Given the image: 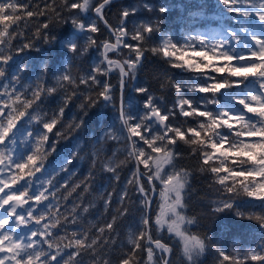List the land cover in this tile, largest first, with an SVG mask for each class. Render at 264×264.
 <instances>
[{"label": "snow or ice", "instance_id": "1", "mask_svg": "<svg viewBox=\"0 0 264 264\" xmlns=\"http://www.w3.org/2000/svg\"><path fill=\"white\" fill-rule=\"evenodd\" d=\"M110 3L111 0H102L93 6L90 0H62L66 17L56 8L50 11L57 20L64 19L67 22L70 19L73 27L87 33L89 44H93L95 41L91 34L97 33L99 28L95 20L87 19V13L94 7L96 17L103 20L109 34L116 37V43H104L105 53L109 50L117 51L121 45L129 50V58L122 63L104 54L100 64L89 72L87 79L80 81L100 84L103 90L99 96L105 102L113 100L111 87L100 81L98 75H107L113 69H118L123 85L125 76L136 73L146 51L162 56L170 67L192 74L191 82L174 85L178 99L171 108L162 112L156 98L149 94L147 88L140 87L136 89L137 93L146 95L143 111H125L122 103L118 118L126 130V140L130 141L129 157H133L137 166L143 165L146 170H137L133 173L135 181L129 180L128 183H136V190L143 197L147 213L150 205L149 191L140 183V179L146 176L147 183L152 185L151 191H155L154 180L161 182L163 189L160 195L165 204L161 206L156 223L162 226V217L167 212L176 216V220L168 224L167 230L180 238L189 264H195L196 258L206 250V242L196 235H186L181 230L185 220L177 212L178 207H184L182 192L189 173L181 170L179 173L162 174L161 170L164 165L175 167V156L179 153L174 152V149L178 148V141L183 142L191 146V154L199 160L200 171L212 174L214 183L221 190L229 194L243 190L251 198L249 201H259L264 208V0H218L232 17L228 26L218 32L189 33L182 43L164 38L150 48L146 45L152 42L153 34L159 31L158 23L153 20L141 22L129 31L127 21L136 14V10L124 9L120 13V24L113 27L104 19V9ZM144 7L148 11L152 10L150 5ZM48 10L49 5L45 4L44 9L34 11L28 0H0V211L4 213L0 217V264H83L79 257L88 252L93 254V259L99 264H112L111 260L103 258L104 252L97 249L103 250L109 245L110 238L105 236V232L114 231L113 223L99 227L95 238H90L82 230H72L70 236L59 237L60 229L67 225H61L56 219L60 211L57 193L61 188H66L67 184L53 183L56 169L49 171L45 167V159L56 150L58 141L50 143L49 137L60 123L67 101L51 118H41L37 113L39 104L36 103H42L41 89L32 90L31 99H22L25 88L17 81L25 68L18 67L10 75L6 71L13 57L6 55L4 49L11 44L16 34L14 30L10 32L9 28L22 19L18 13L23 12L31 18L46 15ZM167 11L164 7L159 9L161 14ZM50 23L52 21L37 28L38 39L42 38L45 42L55 39L50 35ZM41 29L44 30L43 34ZM129 40L135 43H129ZM31 46L24 44L18 52ZM67 47L74 55H81L87 50L86 47L78 46L75 40H69ZM101 64L105 67H101ZM62 79L72 82L67 74ZM201 80L205 82L200 83ZM185 90L199 93L202 98H189L184 94ZM47 91L51 93L54 89L49 88ZM221 96L224 97L223 102ZM89 103L95 104L96 101L89 97ZM34 104L36 107H33ZM177 116L191 118L195 126L184 128L182 124L174 125L171 121ZM54 135L60 137L62 133L57 130ZM142 145L150 152L146 153ZM150 161L155 166L154 173H151ZM63 163L69 164L71 159L66 158ZM105 167L108 171H115L108 165ZM78 187L80 185L73 187L72 192ZM87 190L85 186L84 191ZM167 193L175 194L171 204L167 203ZM126 195L125 192L121 200ZM62 198L67 200L68 197ZM220 203L222 208L218 207L216 211L234 208L231 197ZM78 207H72L71 220L65 217L70 224H74L79 216ZM83 211L87 212L88 208H83ZM238 215L243 218L244 212H238ZM256 219L264 229V216ZM142 223L144 228L139 236L129 239L133 245L132 254H122L119 264H132L133 255L140 248L147 252V261L139 264H152L155 249L162 253L171 251L159 239L153 240L149 234L147 214ZM57 237L60 240L67 239V243L61 245L54 242ZM143 240L147 241L146 245L140 243ZM216 251L219 264H245L249 258L264 262V254L255 250L245 253L242 258L239 252L231 253L223 245L218 246ZM159 259L163 264H169L163 256Z\"/></svg>", "mask_w": 264, "mask_h": 264}, {"label": "trees", "instance_id": "2", "mask_svg": "<svg viewBox=\"0 0 264 264\" xmlns=\"http://www.w3.org/2000/svg\"><path fill=\"white\" fill-rule=\"evenodd\" d=\"M100 2L102 0H90L93 6ZM28 3L34 11L44 9L45 4L49 5V10L46 15L31 18L26 17L23 12L18 13L22 19L9 28L10 32L14 30L16 34L11 44L4 49L6 55L13 57L6 71L10 75L15 73L18 67L25 68L17 81L25 88L22 99L25 97L31 99L32 90L41 89L42 103L36 102L39 104L37 113L41 118H51L67 101L63 117L49 137L50 143L58 141L56 150L45 159V167L49 171L56 169L52 177L53 183L67 184L66 188H61L57 193V197L60 198V211L56 219L61 225H67L60 229L59 237L70 236L72 230H82L87 232L90 238H95L99 227L113 223L114 231L105 232V236L110 238L109 245L103 250L98 248L97 251H103V258L111 260L112 264H119L122 254H132L133 245L129 243V239L139 236L144 228L142 221L146 215L143 197L136 190V183H128L129 180L135 181L133 173L136 172V164L134 158L128 155L129 141L125 138V130L118 118L119 70L114 69L109 79L108 74L98 75L100 81L111 87L113 100L107 104L99 96L103 90L100 84L80 82L81 79H87L89 72L100 64L102 47L105 42L112 41V37L105 25L94 15V7L87 13V19L95 20L99 31L91 34L95 43L89 44L87 33L75 29L70 19L67 22L64 19L57 20L55 14L50 11L51 8H56L66 17L67 12L62 8V0H28ZM145 5H150L152 10L148 11ZM161 7L167 8L168 11L161 14L159 12ZM124 9L136 10V14L130 16L127 21L129 31L141 22L153 20L158 23L159 31L153 34L152 42L146 45L147 48L158 44L162 35L182 43L189 33L218 32L228 26L232 19L218 0H122L110 3L104 9V15L110 25L115 27L120 24V13ZM190 13L194 15L190 16ZM49 21H52L50 35L55 39L45 42L42 38L36 37V31L43 23ZM43 31L41 29L42 34ZM69 40H75L78 46L86 47L87 50L81 55H74L67 47ZM129 43L134 44L135 41L129 40ZM24 44L32 46L18 52ZM144 54L143 64L126 80L124 110L143 111L146 95L138 94L136 89L145 87L149 94L156 98L163 112L171 108L178 99L174 85L181 82L187 84L192 81L193 76L182 69L170 67L162 56L153 55L151 51ZM129 55V50L123 48L116 53L110 52L108 57H117L123 62ZM100 66L105 67L102 64ZM65 74L71 77L72 82L62 79ZM49 88H53L54 91L49 93L47 91ZM184 94L193 99L202 98L199 93L187 90ZM89 97L96 103L90 104ZM221 100L223 102V96ZM171 122L174 125L182 124L184 128L195 126L194 120L182 116H177ZM77 124L80 127H75ZM57 130L62 133L60 137L54 135ZM143 147L146 153L150 152L146 146ZM174 152L179 153L175 156V167L164 165L161 172L179 173L183 170L189 173L185 190L182 192L184 207L178 208V213L185 220L181 230L186 235H196L206 242V250L196 258L195 264H219L216 249L221 245L231 253L239 252L241 258L252 250L264 254V229L259 226L256 219L264 216V208L260 202L249 201L251 198L247 197L243 190L231 194L221 190L219 185L214 183L212 174L200 171L199 160L191 154V146L178 141V148L174 149ZM66 158H70L71 163L65 165L63 162ZM149 163L151 165V161ZM105 165L115 171H108ZM139 166L143 172L146 171L143 165ZM63 168L67 170L64 171ZM154 172L155 166L151 165V173ZM140 183L149 191L150 197V185L145 179H140ZM153 183L160 194L163 185L159 180H154ZM76 185L80 187L72 192ZM85 186L87 191H84ZM125 192L127 195L121 200ZM64 196L68 197L67 200L62 198ZM172 197L174 200V193ZM229 197L234 203V208L216 211L218 207L222 208L220 202L228 200ZM75 205L79 206L77 208L79 216L74 224H70L68 220L72 219L71 209ZM85 207L88 208L87 212L83 211ZM157 207L156 201L150 218V235L153 240L159 239L171 249L169 264H189L180 238L174 233H169L165 229L166 226L162 228L163 231L159 230L161 227L156 223L155 216ZM52 211L55 212V208ZM241 211L244 212L243 218L238 215ZM66 216L68 220H65ZM249 216L252 218L249 219ZM189 220L193 223L188 224ZM59 237L54 242L61 245L67 243V239L60 240ZM140 243L146 245L147 241L143 240ZM160 257L155 249L152 264H161ZM79 259L83 260V264H99L93 259L91 252L85 253ZM141 261H147V252L143 248L136 250L132 264H139ZM245 264L264 262L252 261L249 258Z\"/></svg>", "mask_w": 264, "mask_h": 264}, {"label": "water", "instance_id": "3", "mask_svg": "<svg viewBox=\"0 0 264 264\" xmlns=\"http://www.w3.org/2000/svg\"><path fill=\"white\" fill-rule=\"evenodd\" d=\"M116 1H121V0H111V2H116ZM95 16H96V14H95ZM104 19L106 20L105 16H104ZM100 21L104 24V21H103V20H100ZM111 36H112L114 42H107V43H113V44L116 43V37L113 36V35H111ZM122 47H123V46L121 45L120 48H119L118 50H120ZM118 50H117V51H118ZM109 51H110V50H109ZM109 51H107V52L105 53V50H104V48H103V50H102V56H103L104 54L107 55ZM113 52H116V51H113ZM109 59L120 61L118 58H109ZM143 60H144V59H143ZM143 60H142V62H143ZM120 62L122 63V61H120ZM141 64H142V63H141ZM127 78H128V76H125V77H124V83H123V85H121V79H120V81H119V100H118V107H119V110H120V108H121V104H122V103H123V107H124V90H125V81H126ZM103 101H104V100H103ZM104 102H105V101H104ZM105 103H108V102H105ZM125 132H126V130H125ZM129 142H130V141H129ZM134 160H135V159H134ZM135 164H136V161H135ZM137 170H139V172H143V171L140 169V166H137V164H136V172H137ZM141 178H144V179L146 180V176H142ZM153 185H154V183H153ZM150 186H151V188H152V185H150ZM156 197H157V190H156V187H155V191H152L150 198H148L149 201H150V205H149V209L147 210V213H146L147 216H148V220H149V225H148V231H149V234H150V217H151V214H152V209H153V205H154V203H155V199H156ZM168 213H170V212H167V213L162 217L164 223L166 222V218H167ZM161 243H163V242H161ZM163 244H164V243H163ZM165 245H166V244H165ZM153 247L155 248L154 243H153ZM166 247H168V246L166 245ZM156 250L159 252V254H162V252H161L159 249H156ZM169 258H170V253H169V252H165V258H164V259L169 260ZM161 264H163V261H162Z\"/></svg>", "mask_w": 264, "mask_h": 264}, {"label": "rangeland", "instance_id": "4", "mask_svg": "<svg viewBox=\"0 0 264 264\" xmlns=\"http://www.w3.org/2000/svg\"><path fill=\"white\" fill-rule=\"evenodd\" d=\"M164 38H166V37H164L163 35L162 36H160L159 37V42H160V40H162V39H164ZM114 70V69H113ZM112 70V71H113ZM111 71V72H112ZM111 72L109 73V76H110V74H111ZM167 196H168V200H167V203L168 204H170V203H172L173 201V193H167ZM165 204V200H164V198H162L161 197V195L159 194L158 195V197H157V212H156V215L155 216H157L158 217V215H159V213L161 212V206L162 205H164ZM177 212H178V208H177ZM182 216V215H181ZM176 220V216H174L172 213L169 215V220H168V224L170 223V222H173V221H175ZM168 224H166V225H164V226H161V225H159L161 228L159 229L160 231H163L164 229H162L163 227H167L168 226ZM181 227H182V225H181ZM165 229H167V228H165ZM169 232V231H168ZM170 233V232H169Z\"/></svg>", "mask_w": 264, "mask_h": 264}]
</instances>
